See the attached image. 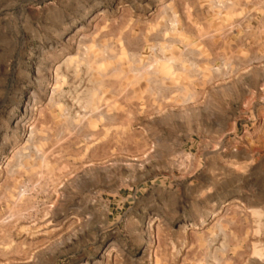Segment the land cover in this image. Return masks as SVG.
Instances as JSON below:
<instances>
[{
    "label": "clouds",
    "instance_id": "9594fccd",
    "mask_svg": "<svg viewBox=\"0 0 264 264\" xmlns=\"http://www.w3.org/2000/svg\"><path fill=\"white\" fill-rule=\"evenodd\" d=\"M0 264H264V0H0Z\"/></svg>",
    "mask_w": 264,
    "mask_h": 264
}]
</instances>
